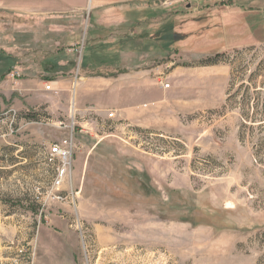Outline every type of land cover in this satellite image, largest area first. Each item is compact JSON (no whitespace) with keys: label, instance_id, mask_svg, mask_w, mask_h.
<instances>
[{"label":"rangeland","instance_id":"374dc122","mask_svg":"<svg viewBox=\"0 0 264 264\" xmlns=\"http://www.w3.org/2000/svg\"><path fill=\"white\" fill-rule=\"evenodd\" d=\"M34 2L0 0V264H264L262 134L239 140L237 108L241 84L264 96V0Z\"/></svg>","mask_w":264,"mask_h":264},{"label":"built area","instance_id":"2783aa9c","mask_svg":"<svg viewBox=\"0 0 264 264\" xmlns=\"http://www.w3.org/2000/svg\"><path fill=\"white\" fill-rule=\"evenodd\" d=\"M201 1V0H151L149 3L153 5L162 6V7H181L183 5L191 6L193 2ZM204 1V0H202ZM216 2H224L226 0H213ZM163 88H167L168 83L161 82ZM46 89H50V85L46 84ZM73 149L74 144L72 141V134L70 136L64 137L60 141L52 142L47 147V151L45 153V162L51 166L53 169V178H52V186L59 188L62 185L64 179H68L71 176L72 169V158H73ZM61 196L59 193H55L54 198L60 199Z\"/></svg>","mask_w":264,"mask_h":264},{"label":"trees","instance_id":"16d2710c","mask_svg":"<svg viewBox=\"0 0 264 264\" xmlns=\"http://www.w3.org/2000/svg\"><path fill=\"white\" fill-rule=\"evenodd\" d=\"M221 54L216 52L215 57L220 56ZM216 62L215 60L212 61V63ZM231 62V61H230ZM239 89H244V93L240 97V101H238L237 108L239 110V113L242 117L241 123L239 126L238 130V137L239 140L242 142H245V139H247L248 135V121H252L256 123V129H258V133H261L262 135L258 136V139L256 143L254 144V147L256 150H254L255 154V160L258 164L264 165V157L261 155H264L262 152L264 151V96L262 98L261 96V90H256L255 91V97L253 103L250 102V95L247 92L248 86H244L241 84L238 88ZM231 90V89H230ZM246 91V92H245ZM264 95V93H263ZM234 97V94H231L227 97L226 101L232 99ZM252 111V114L255 116L259 115V119L254 121V119L250 120L249 118V112ZM27 116V115H26ZM257 118V117H255Z\"/></svg>","mask_w":264,"mask_h":264},{"label":"crops","instance_id":"0c3cea01","mask_svg":"<svg viewBox=\"0 0 264 264\" xmlns=\"http://www.w3.org/2000/svg\"><path fill=\"white\" fill-rule=\"evenodd\" d=\"M138 1H142V0H36V2L34 3L37 4L35 5V10H38L40 12L55 11V10H59L60 8H64V9H71V10L78 11V12L89 9L91 10V12H94L95 14H97V12H100L103 10L108 11V12H112L113 10H115L112 13L115 16L122 18L123 13L119 12V9L121 8L122 10H125L126 8H129L132 4H135L136 2L138 3ZM143 1H145L146 3L151 0H143ZM210 1L211 3H221V2H216L213 0H210ZM210 1L204 0V6L205 4L206 6L209 5ZM191 6H193V3ZM191 6H186V7H191ZM116 8H119L118 12H116ZM3 135H6V134H3Z\"/></svg>","mask_w":264,"mask_h":264}]
</instances>
